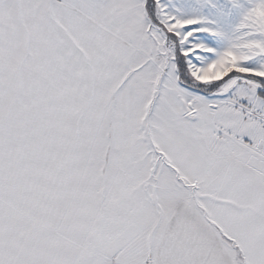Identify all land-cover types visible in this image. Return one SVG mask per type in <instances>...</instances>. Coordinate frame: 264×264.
Returning <instances> with one entry per match:
<instances>
[{
	"label": "snow or ice",
	"instance_id": "1",
	"mask_svg": "<svg viewBox=\"0 0 264 264\" xmlns=\"http://www.w3.org/2000/svg\"><path fill=\"white\" fill-rule=\"evenodd\" d=\"M0 264H264V0H0Z\"/></svg>",
	"mask_w": 264,
	"mask_h": 264
}]
</instances>
